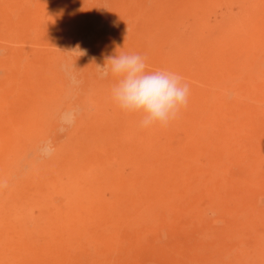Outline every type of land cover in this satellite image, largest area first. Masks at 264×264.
<instances>
[{
    "label": "rangeland",
    "instance_id": "1",
    "mask_svg": "<svg viewBox=\"0 0 264 264\" xmlns=\"http://www.w3.org/2000/svg\"><path fill=\"white\" fill-rule=\"evenodd\" d=\"M115 1L85 0L82 7L85 17L82 28L89 30L91 38L101 46L102 64L107 57L125 50L123 54L145 57L149 71L164 69L181 75L189 90L212 91L211 105L206 110L209 132L203 135L206 142L201 148L188 146V154L196 156L190 159L192 166L186 167V174L191 179L207 181L210 172L202 176L201 170L210 171L214 162L219 163V172L212 178L210 188L207 185L191 191L180 188L172 206L161 207L131 229L112 230L103 218H91L81 222L84 228L80 233L63 232L57 251H51L41 261L29 259L31 263L23 264H264V71L258 76L253 73L258 60H264V0H135L141 14L136 19L137 26H128L129 32L121 35L120 45H124L121 50L113 45L114 39L121 37L117 32L123 28L122 22L119 25ZM102 4L107 6L110 19L104 26L94 28L98 17L93 18V10ZM18 11L21 13L22 9ZM241 18L250 20L251 25L244 29L232 25L233 20ZM112 22L115 25L108 26ZM159 22L164 23L163 27L158 26ZM44 42L47 41L40 38L35 43L23 41L20 45L45 51L54 47ZM87 64L79 62L82 73L93 67ZM5 73L0 66L1 82L7 78ZM107 78L105 89L115 83L112 77ZM1 88L2 93L7 92ZM46 90L49 98L51 93L53 96L61 92L51 83ZM110 99L92 98V109L81 124L86 128L82 135L87 138L82 144V176L91 178L97 191L100 189L98 199L116 202V207L122 208L119 196L131 190L142 192L147 187L131 186L128 181L136 167L135 152L123 130L118 125L111 128L110 119L119 115L115 104L101 112ZM21 105L18 99L19 110ZM228 116L232 125L223 121ZM116 121H121V117ZM134 122L139 125L137 115ZM61 127L58 119L32 130L25 126V132L37 133L32 134L29 150L13 171L11 167L0 171V214L12 211L8 207L17 186L11 190V186L4 184L5 179L12 173L19 178L22 175L17 174L23 170L28 175L17 179L22 195L17 203L23 221L39 222L47 212L40 200L44 197L39 183L35 188L39 175L33 174L31 158L41 145L46 147L50 143L51 152L56 154L69 142L72 128L61 131ZM151 128L153 132L148 137L153 140L165 138L168 131L165 127ZM200 133L196 137H201ZM22 162L25 167H21ZM65 179L71 184L69 188L79 191L70 176ZM71 189H57L45 200L57 202ZM210 195L219 197V206L205 215L200 211L204 199ZM37 241L43 243L44 237H38Z\"/></svg>",
    "mask_w": 264,
    "mask_h": 264
},
{
    "label": "bare ground",
    "instance_id": "2",
    "mask_svg": "<svg viewBox=\"0 0 264 264\" xmlns=\"http://www.w3.org/2000/svg\"><path fill=\"white\" fill-rule=\"evenodd\" d=\"M84 3L85 0H24V3H19V0H0V66L5 68L7 77L3 82L0 81V171L8 167L13 171L17 161L22 160L29 150L30 138L37 131L25 132V126L32 130L51 120L61 121V115L66 111L77 112V118L70 127L72 133L69 142L62 145L56 154L45 152L46 147L41 145L31 158L33 174L39 175L35 188L39 183L38 189L42 190L44 197L40 200L47 211L42 214L39 222H24L18 209L17 202L22 195L17 179L26 177L27 170L18 173L17 175H22L19 178H15L12 173L5 179L4 184L11 186V190L17 186L8 207L12 211L0 214V264H23L28 263L29 259H45L48 253L58 250L63 232L72 231V234H78L84 228L81 222L85 223L91 218H103L112 230L131 229L143 218L151 217L161 207L172 206L180 188L186 191L198 189L202 185L210 188L213 186L212 178L219 172V163L214 162L210 171H204L200 165L202 176L210 172L207 181L201 178L191 179L186 174V167L192 166L190 159L196 156L188 154V146L201 148V144L206 142L203 135L204 132H209L210 118L206 110L211 105L212 91L189 90L187 107L165 127L168 130L163 136L165 138L157 140L148 137L153 132L152 128H141L134 122V114H125L114 105L119 109L118 118L121 117V121H116L118 118L110 119L111 128L118 125L127 135L130 141L128 145L135 152L136 167L128 181L131 186L143 185L147 189L142 192L131 190L130 193L125 192L119 196L118 202L123 205L122 208L116 207V202L98 199L102 193L100 189L97 191L91 178L85 179L82 176V144L87 138L82 135L86 128L81 124L92 109V98L107 101L110 98L107 92L111 91L114 84L106 86L105 89V79L107 81L108 78H101L99 75L97 66L104 65L100 58L101 46L91 38L89 30L82 28L85 18L82 11ZM19 8L22 9L21 13ZM139 10L135 0L115 1L119 25L123 23L120 32L122 34L118 31L117 36L128 33V26H137L135 22L141 14ZM93 13V18L98 17L94 21V28L104 26L110 19L104 4L98 10H93ZM162 24L164 23L159 22L158 26L163 27ZM233 24L236 27L244 26V29L251 25V21L241 18L233 20ZM114 25L112 22L108 26ZM234 34H238V31ZM40 38L47 41L45 44L54 47L45 51L20 45L23 41L35 43ZM121 39L122 36L117 37L113 42L115 47L120 46L119 50L124 46L123 43L120 45ZM77 45L81 53L73 52ZM95 55L99 57L95 58ZM44 57L49 59L44 61ZM24 59L29 60L24 62ZM80 61L93 67L82 73ZM263 71L264 60H258L253 73L258 76ZM84 80L85 84L82 85ZM49 83L52 87L55 85L61 89L59 94L52 96L51 93L50 98V93L46 90ZM1 87L8 93H2ZM18 99L22 101L20 110L17 107ZM112 104V100L106 103L103 106L104 111L101 112L111 109ZM230 118L225 117L223 121L232 125ZM197 132H201V137H196ZM213 159H216V155ZM21 167H25V162L21 163ZM65 176H70L71 182L79 186L80 194H77L75 188H69L71 184L69 180H64ZM159 177L162 178L157 180ZM65 188L71 191L62 199L53 203L46 202L45 198L52 196L54 191ZM219 201L216 195L206 197L200 213L211 214V210L219 206ZM99 205L100 208L97 209ZM41 236L44 237L43 243L37 241Z\"/></svg>",
    "mask_w": 264,
    "mask_h": 264
},
{
    "label": "clouds",
    "instance_id": "3",
    "mask_svg": "<svg viewBox=\"0 0 264 264\" xmlns=\"http://www.w3.org/2000/svg\"><path fill=\"white\" fill-rule=\"evenodd\" d=\"M81 51L77 45L73 52ZM101 78L115 80L111 88L112 102L125 114L139 117L141 128L167 127L187 107L189 85L183 77L168 70L149 71L146 58L140 54L109 56L103 66H97ZM77 112L61 115V131L71 127ZM50 143L45 152H50Z\"/></svg>",
    "mask_w": 264,
    "mask_h": 264
}]
</instances>
